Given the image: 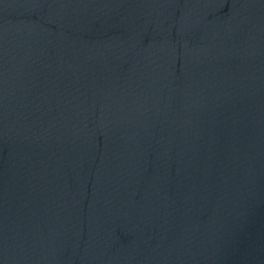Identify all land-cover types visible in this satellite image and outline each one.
<instances>
[{"label": "water", "instance_id": "obj_1", "mask_svg": "<svg viewBox=\"0 0 264 264\" xmlns=\"http://www.w3.org/2000/svg\"><path fill=\"white\" fill-rule=\"evenodd\" d=\"M0 264H264V0H0Z\"/></svg>", "mask_w": 264, "mask_h": 264}]
</instances>
